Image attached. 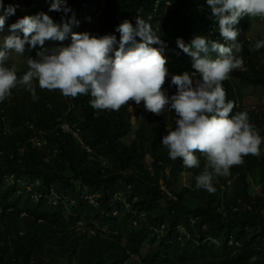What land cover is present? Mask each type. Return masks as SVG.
Masks as SVG:
<instances>
[{"label": "trees", "instance_id": "trees-1", "mask_svg": "<svg viewBox=\"0 0 264 264\" xmlns=\"http://www.w3.org/2000/svg\"><path fill=\"white\" fill-rule=\"evenodd\" d=\"M50 2L4 0L5 9L16 7L5 27L40 13ZM68 3V18L74 13L79 21L73 27L77 33L91 26L97 36L114 34L119 40L118 25L124 19L135 24V17L141 16L167 45L170 74L194 71L177 38L189 43L203 35L226 43L206 0ZM63 16L55 11L53 20L62 23ZM259 19L244 17L237 25L238 55L246 69L233 70L222 86L235 105L230 116L246 111L262 137L264 113L245 108L235 84L237 80L264 88V48L253 50L264 38L251 39L248 33ZM70 44L71 36L63 42L46 41L44 47ZM39 50L37 46L31 55L35 58ZM26 71L27 65L17 71L18 78ZM33 86L35 101L18 85L0 102V264H127L133 259L134 264H264V154H249L229 175L215 177V192L210 193L196 188L195 177L206 163L197 152L200 167L188 168L191 186L178 190L176 183L186 167L180 158L171 160L162 145L168 126H175L174 110L157 115L141 102L136 125L131 108L139 105L134 101L119 111L97 110L90 105V95L65 97L59 89H41L36 80ZM163 88L175 94L170 76ZM64 123L80 130L83 143L63 130ZM133 131L134 138L127 142L125 137ZM221 241L224 255L216 256Z\"/></svg>", "mask_w": 264, "mask_h": 264}, {"label": "clouds", "instance_id": "clouds-1", "mask_svg": "<svg viewBox=\"0 0 264 264\" xmlns=\"http://www.w3.org/2000/svg\"><path fill=\"white\" fill-rule=\"evenodd\" d=\"M206 3L210 6V18L226 43L203 35H195L189 43L177 38L178 48L191 58L194 71L170 74L164 55L167 45L141 16L135 17V24L124 19L118 25L119 40L114 34L96 36L97 30L96 35L88 29L77 33L73 31L79 23L75 14L70 19L67 16L72 12L68 0H51L49 12H63L62 23L45 12L26 15L10 26V35L0 38V102L18 85L31 92L35 101L36 80L41 89H59L65 97L90 95V105L97 110L119 111L129 101L136 105L143 102L148 112L157 115L174 110L175 126H168L162 145L171 160L180 158L187 168H199L196 153L202 154L206 163L195 177L196 188L215 192V177L229 175L230 169L242 164L243 157L249 154L258 156L264 143L246 111L230 116L235 105L226 99L222 86L233 70L246 69L238 55L241 46L237 25L244 17L264 18V0ZM0 11L4 12L0 15L3 31L16 7L10 5L5 9L4 0H0ZM69 36L68 46L44 47L46 41L63 42ZM26 45L29 51L37 46L40 50L35 58L27 57L28 71L18 78L16 68L6 65L11 53L24 55ZM261 48L264 39L258 40L253 50ZM169 76L170 85L176 87L172 95L163 88Z\"/></svg>", "mask_w": 264, "mask_h": 264}, {"label": "rangeland", "instance_id": "rangeland-1", "mask_svg": "<svg viewBox=\"0 0 264 264\" xmlns=\"http://www.w3.org/2000/svg\"><path fill=\"white\" fill-rule=\"evenodd\" d=\"M51 3V2H50ZM50 3H46L44 6V9L41 10V12H45L48 15H50L53 19L55 16V11H51L49 12V7H50ZM96 23V21H95ZM94 23V26L97 27V25ZM87 32L91 33L92 35H96L95 34V30L90 26L87 30ZM249 36L250 38H258V37H263L264 38V18H261L259 20H255L251 23L250 29H249ZM10 31L9 28L5 27L3 29V31H0V38H3L7 35H10ZM22 35V34H21ZM97 36V35H96ZM35 50V49H34ZM33 53V49L31 51H29V46L26 45V51L24 55H19L16 53H11L9 60L7 62L6 66L9 67H15L16 71H19L23 68L26 67L27 65V57L31 56L34 58L33 55H31ZM235 84L241 89L242 94H243V102H244V107L249 109V110H253L256 111L258 113H264V88H256L253 86H244L242 85L239 81L235 80ZM143 109L142 105L136 106V107H132V113H133V122L137 125L140 124L138 116H137V109ZM134 138V131L131 132L130 134H128L125 139L127 142H131L132 139ZM262 138H264V136H262ZM264 154V143L261 144L260 146V154L262 155ZM151 158L147 157V164L150 165L151 164ZM191 182H192V173L190 172V169H188L186 167V169H184L179 176V179L176 183V187L178 190H181L183 187L185 186H191ZM256 187V192L260 193L261 189L258 186V184L255 183ZM164 188H166L165 184H164ZM190 204H193L192 201L189 202ZM127 211L125 210L122 213V216L125 215ZM132 222H130L129 224H131ZM223 246H224V242L221 241L218 244V248L215 252L216 256H222L224 255L223 252ZM148 244H144L143 248H142V252L145 255L147 250H148ZM139 260V258H137ZM135 261H137L136 259L128 262L127 264H134ZM65 262L63 260H61V262L59 264H64ZM67 263V262H66Z\"/></svg>", "mask_w": 264, "mask_h": 264}, {"label": "built area", "instance_id": "built-area-1", "mask_svg": "<svg viewBox=\"0 0 264 264\" xmlns=\"http://www.w3.org/2000/svg\"><path fill=\"white\" fill-rule=\"evenodd\" d=\"M62 128H63V130L66 131V132H71V133H73L74 136H75L76 138H78V139L83 143V140H82V137H81V134H80V130H79V129H75V128L71 127L68 123H64V124H62ZM89 151L92 152L91 149H89ZM167 191H168V190H167ZM168 192H169V191H168ZM169 193H170V192H169ZM88 198H89V200H90L91 203H95V199H94L93 196H89ZM92 233L94 234V232H92Z\"/></svg>", "mask_w": 264, "mask_h": 264}]
</instances>
